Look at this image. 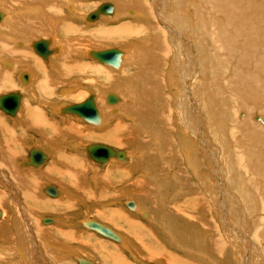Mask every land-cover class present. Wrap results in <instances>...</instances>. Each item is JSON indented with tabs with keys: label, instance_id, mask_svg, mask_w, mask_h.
<instances>
[{
	"label": "bare ground",
	"instance_id": "6f19581e",
	"mask_svg": "<svg viewBox=\"0 0 264 264\" xmlns=\"http://www.w3.org/2000/svg\"><path fill=\"white\" fill-rule=\"evenodd\" d=\"M38 1L41 5H45L48 2V0ZM86 1L91 2L96 0ZM136 1L137 2H134L136 3L134 7L138 10L140 9L141 11L146 12V10L150 9V4L149 2L146 3V0ZM59 2L62 4L64 1ZM96 2H100L99 5L102 3H111L113 7L115 5L113 14L115 13L116 9H120L119 6H116V4H113L112 2L102 0ZM190 4L194 6L195 13L199 12L201 7L200 4H203L204 6L202 7L203 13L200 12L201 14H199V18L195 19L193 22H189L184 16V12L189 13L188 5ZM130 5L131 4L129 0H126L124 2V10H121V15H123V13H126V8ZM154 5L156 10L161 9L162 18L169 24V27L167 29V37L162 36L160 39L157 38L155 36L156 27L148 22L144 14L136 13L132 9L127 11V13L125 14L129 16V26H119V23H117V25L115 26V32H110L109 34H105L104 36L106 40H109L110 38L113 39L111 40L112 42L114 41L113 44L122 43L132 45L134 46L135 50H138L141 58L143 59L141 63L138 62L139 64L137 65V67H139V65L141 64V66L139 67V75L134 74V76L125 77L128 81L119 82L118 76L124 77L123 75H120L124 71V69L127 68L126 66H124L125 53L123 49H118L122 52L120 65L118 66L119 68H114L110 65L100 63L90 58L87 53L88 57L91 60L96 61L103 66L117 69L115 71H112L110 69V72H107L106 69V74L104 72L98 73H104L103 76H112L114 78V82L112 84L107 85L105 82L103 83L106 84L102 87L103 91L111 90L109 94H106L107 92L103 94V102L106 103V98L108 97V95H113L112 97L117 99V101H115L114 103H110V105L117 104L116 106H109V108H107V111L114 113L113 118L110 119L111 121L113 119L112 124L114 126V130L111 133L107 134V136H105L109 139L110 142L118 145L120 142H123V140L122 138H119L117 133L115 132H126L128 133L129 142H153L159 153L165 146H167L171 142L174 144L173 148L175 151H173V153L171 151L170 154H172L171 158L174 161L176 167L178 166L179 160H182L186 161L188 167L193 171L192 173H190L187 170L188 173H186L184 168L176 169L173 171V169L169 167L162 172L163 179H170V182H166L167 185L172 188V192L170 190L169 193L170 200L168 199L169 196H165V191L161 189L160 186H158L159 182L155 181L156 178L154 177L147 178L152 179V182L150 183L143 179H140L144 184V189L141 191L144 192H140L138 190L139 193H137L135 191L137 189L134 190L136 192V194H134V197L138 198L140 193H142L143 201L145 199L149 201V191L146 190L149 189V186L150 188L152 185H155V187L158 186L156 189L158 191L156 193V196L159 202V206L164 204L165 201H171V199L173 198L179 199L180 197H182L186 200V202L180 204L181 206L178 205V203L174 204L176 202L175 201L172 205H170V209L168 208V210H164L162 207V213L169 215L172 221L176 222L177 225H197V227L202 230L200 239H202L204 242L207 241L205 242L206 247L202 249L197 248L196 251L191 250L189 247V241H191L192 236L185 233L182 234V237L179 238L177 242L173 243L174 236L173 231L171 230L172 226L168 228L172 232L173 237L171 239V246H173L174 244V248L179 252H182L180 248L185 249L186 253H188L187 255L189 256H191L192 253H195L193 260L197 263H199L198 260L202 261V263L199 264H204V262H208V264H224L226 260L228 262V246L230 250H232V256L236 258L237 264H261V256L259 254L257 245L264 243V119L255 115V119H258V121L261 122L260 125L259 123L254 124L249 117L240 119L239 116L238 119L237 115H240L241 110L243 109L245 111L242 112H247V116H250L254 111H262V113L264 114V0H167L166 3H163L162 0H156L154 1ZM64 7H66V10L69 12L73 11L71 8V2H67ZM97 7L93 11H95ZM0 13L2 14L0 23H2L5 14L1 10ZM88 15H86V18ZM134 15H136L135 18L132 17ZM101 16L105 15H100L99 18L93 22L87 21V19L85 18V22L95 23L100 19ZM130 24L136 28L130 27ZM144 33L147 38L143 35ZM189 36H191L192 39ZM132 38H134L133 41ZM38 41H46L48 43L49 50V41L38 39L32 42V44ZM191 41L192 43L194 42V50L196 53L192 50V48H189ZM32 44L30 46V48L32 49L30 52L31 59L33 60H36L33 58L35 54L36 56L40 57L45 63H48L49 57L58 53V49L52 50L48 54L47 58L43 59L34 51V49L32 48ZM170 49L175 54V56H183V60L181 61L176 58L178 65L176 69L177 76L171 74L168 71H165L164 74L161 75L162 79L159 82L156 77L157 67L160 66L161 60L164 56L167 57L168 61L171 60L172 57H169ZM96 51H103V49ZM1 58L2 54L0 52V59ZM132 58L133 57L127 58L126 62L131 61V63L134 64L138 61H133ZM11 63V61L7 62L5 66L11 67L13 66V64H15V62H13L12 64ZM185 68L186 71H183ZM4 69L0 71V84L2 75L4 76L6 81H8L7 78H9L7 75H10L8 69L6 68L9 74ZM66 69L69 70V68ZM71 70L73 69H70V71ZM74 70L77 72L78 77H82V70H79L77 68H75ZM131 71L129 72L131 73ZM28 74L29 72L27 67L22 70L21 74H19L22 87H25V85L29 82ZM22 75L26 76L25 80L22 79ZM186 76L187 80L188 77L192 78L190 85L193 89L191 92H189L188 90H184L187 89V85H183L182 79H184ZM198 79L201 80L200 83L197 82ZM134 80L141 83V95L139 99L141 100L144 98V101H146L147 98H150L152 101L154 100V102H151L149 100L150 103H147L148 100L146 101L147 105L154 103L153 108L151 107L152 105H150L149 110H147L148 107L144 108V110L142 108L140 109L145 112L148 111V115L154 114L153 117L155 116V118L157 115V120L160 122V125L159 128L156 129V131L151 127L145 126V124L142 123L148 121L147 119L150 116L146 119H142V115V120H140V117L135 115V113L139 111H134L135 113L130 112L132 110L131 107L130 111L126 110L125 107L128 105H125L124 103V108L122 110L121 106H119L120 104L123 105L122 99L124 98L122 96L125 94V90H127L126 95L132 98V86H125V83L126 85H128L127 82L129 83ZM149 81H155L156 85L158 84L165 88H168L173 93L172 96L174 99L172 104L175 108V111H179L170 112V114L176 113L177 116V122L173 124L174 130L172 128L173 125L169 126L171 116L169 115L167 118L163 112L159 111V108L164 107L165 104H167V100H165L164 102L162 101V94H159L162 92H157L155 90H153L154 92L151 91L152 87L148 84ZM176 84L179 85V88L182 91L181 94L180 92H177L178 87ZM114 87L117 90L119 88V92H122L123 95H121V93L114 92L112 90V88ZM174 87L176 88L175 90ZM191 87H189L188 89H190ZM47 89L50 90V87H48ZM15 92L21 95V104V100L23 97L21 91H10L3 94ZM168 93L170 94V92ZM89 95H92L95 100V95L91 91L89 92ZM178 95H180L179 98ZM135 99L137 100V98ZM201 100L204 101L203 109L201 108ZM128 101L129 100H127V102ZM144 104H142V106ZM68 105H74V103ZM65 106H62L61 108ZM258 107L260 108V110ZM136 109L138 108L136 107ZM133 114L134 118L132 117ZM138 114L139 113H137V115ZM7 116L11 117L9 115ZM71 116L76 117L74 115ZM252 117L253 116H251V118ZM126 120L130 124L133 123V132L142 130L148 137H145V139L144 137L131 135V132L129 130L130 126L128 123H126ZM140 121L142 124H140ZM100 122L101 121H99V123L95 126L100 125ZM209 127L214 129V131L212 130V134H215L218 138V143H216L217 146L214 145V142L212 140H209V138H211L209 137L211 133L210 130L208 131ZM229 130L230 132L231 130L234 132L232 133L233 140H235L234 146L233 143L226 141V139L231 138L228 136ZM171 136H178V138L174 139L175 137L173 138ZM94 144L96 145L101 143ZM194 144H197L202 152L194 153ZM104 146L111 148L117 152H122L124 154V159L120 161L115 158H109L104 164H99L91 159L90 155L88 154L90 159L96 164L104 166L108 161H110V159H114L122 163H128L129 161H131L130 155L126 152V150H117V148H113L108 145ZM138 155L140 157V151L138 152ZM177 156L179 157V160H175ZM217 161L218 164H216ZM226 161L227 164L224 165V162ZM230 164L231 167H229ZM197 165L201 168L200 170L203 174V181L206 185L204 183H200L197 184L196 187H193L191 186V181L194 180L196 183H198L197 179L194 176ZM123 171L126 174H131V172L128 170L123 169L121 172ZM130 176H132V174ZM226 176L233 180V186L236 191L228 190L229 187L226 188L224 186L225 184L223 183V181L225 178H227ZM161 180L162 179H160V181ZM173 180L175 183H173L171 186L170 184ZM110 184H112V181ZM129 184H131V182ZM134 187L135 185L132 184L133 189ZM202 188L205 189L203 191V194H201L200 192ZM139 205H141V202H139ZM246 210L248 212H246ZM112 212H110V215ZM0 213L1 219L3 217L1 210ZM134 213H140L141 217L144 218L147 222H152L150 213L149 217H147L148 215L140 210ZM45 218L48 217L42 218V225L50 224L52 222L51 220L50 223H44L43 220ZM157 220L158 219H156L155 221L157 222ZM89 221L96 222L94 220ZM22 222L25 231L29 232V224L24 220H22ZM17 224L19 225L20 223L17 222ZM155 224L157 225V223ZM20 226H22V224ZM104 227L114 232L111 228L107 226ZM85 228L97 233L98 235L106 239L113 241L112 239L101 235L94 229H89L87 227ZM18 229L20 230V228ZM182 230L183 228L180 229V231ZM184 230L188 231L186 230V228ZM20 232L22 233V231ZM15 240L16 244H12V246L20 244L18 238H15ZM120 241L121 238L119 237V241L113 242L120 243ZM255 241L257 243H255ZM183 255L185 256V254ZM255 257H257V260H255ZM170 258L176 264L182 263L181 261L176 259V257L173 258L172 256H170ZM170 258L168 255V263H170ZM230 258L231 257H229V261L232 260ZM17 259L19 261H22V263L29 262L32 264L31 260L29 261V256H27L26 251H23V253ZM76 262L77 264H95L82 257L76 258ZM162 262L163 260L160 261L161 264ZM7 264L10 263L8 262Z\"/></svg>",
	"mask_w": 264,
	"mask_h": 264
},
{
	"label": "crops",
	"instance_id": "0c3cea01",
	"mask_svg": "<svg viewBox=\"0 0 264 264\" xmlns=\"http://www.w3.org/2000/svg\"><path fill=\"white\" fill-rule=\"evenodd\" d=\"M59 1L64 2L61 4ZM109 1L114 4V1ZM67 2H71L72 4V13L68 12L66 7H64ZM83 2H86L87 6L89 3L98 5L100 3L85 0H48L45 5H41L38 0H0V10L5 14L2 23H0V52L2 54L0 69L5 68L4 70H6V68H9L5 66L6 63L14 61L15 64L13 66L15 68H20L22 71L27 67L29 72V82L26 84L27 86L25 85V89L21 91L23 97L16 116L9 118L0 112L2 114V118H0V179L2 181L0 182V191L4 192L3 188L10 191L11 188L13 191L12 194L22 195L23 200L21 202L24 203L27 209H34L33 204L40 203L42 208L37 211L38 215H41L39 218L40 224H42L43 217H48L52 220L50 224L44 225L48 230L52 231L65 227L64 234H67L65 235L66 241H62V244H64V247L73 244V247L79 251V253L74 254V251L70 249L71 254L69 252L66 255V257L71 255L75 264H77L76 258L80 257L86 258L95 264H158L164 260V253H161L163 251V245L161 242H155L157 239V230L154 229V226H159L155 224V220L159 217V213L155 207L158 204H154L151 199L149 201L146 199L143 201L142 193H140L137 199L130 194L131 191L138 188V180L136 182L135 180H130V173L126 174L124 171H121L125 169L131 172L130 165L127 166L131 161L122 163L110 159L107 164L100 166L93 162L86 152L92 162H87L91 172L83 171V166L85 165L82 161V157L84 156L81 149L85 150V147L91 143H87L84 146L82 144L77 145L75 143L76 139L72 138L67 141L66 133L71 131L75 136L82 138V130L84 128L74 125L71 121L68 125L61 127V123L59 121H53L49 114L54 113L55 115L70 118L66 116L71 115L63 114L60 111L61 107L67 104H53L55 102L52 99L54 93L59 91V89L68 87L69 80H71V84L76 81L81 82L80 80H82L81 78L83 76H87L91 72L99 73L102 72L100 70H103L101 69L102 67L99 68L96 66L97 64L83 60L86 59L89 61L88 51H96L92 49L93 42L89 41L88 44H84L85 46L81 48V52L79 49L74 48L77 46L76 42L80 40V35L84 34V36H87L88 33L92 32L94 35L97 32V35L104 37L105 34L115 32V26L114 28H110L107 24L109 21L111 23L115 19L116 10L111 18L101 16L98 21L88 23L89 26H86V29H88L87 27L91 28V26L94 27L97 24L96 30L87 32L85 28L83 29L81 26L84 22V17L86 18V15L96 8L88 9L84 6ZM69 20H78L80 22L70 23ZM34 38L36 40L43 39L49 41V51L58 49L57 54L49 57L48 63H45L35 54L33 58L36 60L31 59L30 51L32 49L30 46L35 41ZM103 39L101 38V42ZM106 41L112 44L114 43V41ZM74 49L77 51H74ZM62 68H69V70L77 68L83 71V75L82 77H78V75L74 77L72 71L70 76L68 73L65 75L64 69ZM104 73L106 74V72ZM104 78V82L107 85L114 82L112 76L107 77L105 75ZM19 82L21 85L20 75ZM8 83L9 81H6L2 75L0 84L1 91L4 88L3 85ZM48 87H50V90L47 89ZM70 88L75 89V85ZM64 91L70 92L71 90ZM64 91L62 94L65 97L64 100H66L69 96H66L67 94ZM3 93L0 92V95ZM79 97L76 93L70 96V98ZM94 101L101 121L100 125L95 126L86 121H82L85 124L94 126L93 128L99 131L96 136L101 139L114 129L113 124L107 123L106 114L109 112L107 111L109 106H116L117 104H108L106 98L107 105L105 106L103 96L100 99H96L95 97ZM113 116L114 113H112V118ZM9 126H11L10 133L7 131V127ZM13 128H16V135L14 134ZM100 129L106 130L107 133ZM94 143H101L119 150L122 149L118 148L112 142L97 141ZM32 147L44 152L47 159L38 168L22 167L21 163L27 159ZM85 159L87 161V157ZM17 162L18 164L16 165ZM115 163H121L118 165L121 166V169L116 168ZM6 171L7 174L5 175ZM84 172H87L88 178L84 177ZM9 174L12 179H7L6 181L5 177L10 178L8 177ZM147 178L146 173H144V176L140 175V179L146 181L148 180ZM111 181L112 184H110ZM130 182L131 184H129ZM132 184L135 185L134 189L132 188ZM48 185L56 187L58 191V194L53 198L43 193V189ZM0 194V198L6 200V196L3 193ZM1 199L0 203L2 202ZM128 202L133 203L132 208L127 207ZM139 202H141V205H139ZM166 202H169L170 205L174 203L172 201H165L162 204L164 210L170 209V205H167ZM34 210H31V212H34ZM139 210L147 214V217H149L150 213L152 222H147L141 217L140 213H134ZM110 212H112L111 215ZM21 218L29 224L25 220L23 213ZM89 220H96V222L111 228L113 231L115 230L114 232L121 238L120 243H115L86 229L84 223ZM159 220L162 223L164 221L163 218H159ZM167 226H172L173 243L177 242L181 238L180 234L182 233L177 223L171 221L164 224L162 228L165 229ZM25 232L28 234L26 238L24 234L15 235V238H18L21 244L18 247L19 253L21 255L23 251H26L28 256L29 252H32V249H34L35 252L39 253V256L37 253L35 255L34 264H40L41 245H38V240L33 235L34 229L32 230L31 224H29V232ZM78 233L84 235L85 238L82 241H74L73 238ZM38 236H40V232ZM89 237H93V239L89 240ZM27 240L29 248H24L23 244ZM161 240L162 242L166 241L170 243V246H168L172 248L171 256L173 258L180 257L178 254L179 251L174 248V244L171 246L170 234L167 233ZM154 244L156 245L155 247ZM2 245L0 248L5 247V244ZM56 247L60 250L66 249L64 247ZM158 247H162L160 248L161 251H156ZM128 251L135 258L130 259L127 255ZM32 258L30 259L34 262ZM8 260H11V258ZM14 264L30 263L15 262Z\"/></svg>",
	"mask_w": 264,
	"mask_h": 264
},
{
	"label": "rangeland",
	"instance_id": "374dc122",
	"mask_svg": "<svg viewBox=\"0 0 264 264\" xmlns=\"http://www.w3.org/2000/svg\"><path fill=\"white\" fill-rule=\"evenodd\" d=\"M77 1V0H76ZM86 1V0H85ZM108 2H111V1H109V0H107ZM112 1H114V3L116 4V6H119L120 7V9H116V16H115V19H113L112 20V22L110 23V21H109V23L107 24L108 25V27H110V28H114V26H116L117 25V23H119V26H129V23H130V19H129V16H127V15H125L126 13H127V11H129V10H134L136 13H142V14H144L145 16H146V19L148 20V22L150 23V24H153V26L154 27H156L155 28V36L157 37V38H161L162 36H166L167 37V29H168V27H169V24L162 18V14H161V9H159V10H156V8H155V5H154V1H156V0H146V3H148L149 2V4H150V9L149 10H146V12L145 11H141L140 9L138 10L137 8H135L134 6L136 5V3H134V2H137L136 0H129L130 1V6L129 7H127L126 8V13H123V15H121V10H124V8H123V4H124V2L126 1V0H112ZM166 1L167 0H162V2L163 3H166ZM81 2V1H80ZM79 4H81V3H79ZM83 4H84V6L85 7H87L88 9L89 8H92V9H94V7H97V5L98 4H92V3H89V5L87 6V3L86 2H83ZM69 5V4H68ZM92 5H94V6H92ZM201 5V7H200V10H199V12L198 13H195L194 12V6H192L191 4L190 5H188V10H189V13H187V12H184V16H185V18H186V20H188L189 22H193L195 19H198L199 18V14H201V13H203L202 11H203V8L202 7H204L203 6V4H200ZM62 12V11H61ZM69 12V11H68ZM67 12V13H68ZM201 12V13H200ZM135 16L136 15H134V16H132V17H134L135 18ZM86 21V19H85V17H84V22H83V24H82V28L84 29H86V26H89V24L88 23H86L85 22ZM69 22L71 23V22H73V23H75V22H80V21H78V20H69ZM100 22V21H99ZM85 23V24H84ZM100 24H102V23H100ZM99 24V25H100ZM85 25V27H83ZM94 25V24H93ZM96 25L97 24H95L94 25V27L93 26H91V28L90 27H87L88 29H86V31L87 32H91V31H94V30H96L97 28H96ZM164 25V26H163ZM98 26V25H97ZM130 27H134V26H132L131 24H130ZM134 28H136V27H134ZM84 32H85V30H84ZM93 33V32H92ZM92 33H88L87 34V36H84V34H82V35H80V40H78L76 43H77V46L76 47H74V48H77V49H79V51L81 52L82 50H81V48H83L85 45L84 44H88V42L89 41H91V42H93V44H92V49L93 50H99V49H103V48H105V49H107L108 47L109 48H117V49H123V51H124V53H125V59H124V66H126L127 68H125L124 69V71L121 73V75L120 76H124V77H119L118 76V79H119V82H126V81H128L125 77H131V76H134V74L135 75H139L140 74V66H141V64L139 65V67H137V65L139 64L138 62H140L141 63V61L143 60L142 58H141V55L139 54V52H138V50H135V48H134V46H132V45H127V44H112V43H110V42H107L106 41V38L105 37H101L102 35H97V32L93 35ZM145 37H146V35H145V33L143 34ZM182 36H185V35H182ZM189 37H191V36H189ZM101 38H104L103 40H102V42H101ZM112 38H114V37H112ZM147 38V37H146ZM186 39V38H185ZM191 39H192V37H191ZM34 40H36L35 38H34ZM110 41L111 40H113V39H109ZM134 40V38H132V41ZM194 43V42H193ZM192 43V41H191V43H190V45H189V48H192V50L195 52V50H194V44ZM113 45V46H112ZM210 48V47H209ZM74 51H77V50H75L74 49ZM136 51V52H135ZM196 53V52H195ZM134 55V56H133ZM138 56V57H136V56ZM140 55V56H139ZM130 57H133L132 58V60L133 61H136V60H138L136 63H131V61H128V62H126V60H127V58H130ZM169 57H172L171 58V60L170 61H168V59H167V57L166 56H164L163 58H162V60H161V63H160V66L159 67H157V75H156V77H157V79H158V81L160 82L161 81V75H163L164 74V72L165 71H168V72H170L171 74H174V75H176L177 76V71H176V69H177V67H178V65H177V60H176V58L178 59V60H183V56H175V54L172 52V50L170 49V53H169ZM88 58V57H87ZM89 59V58H88ZM7 60V59H6ZM84 61H86V62H91V63H95V64H97L96 66H98L99 68H101V69H103V70H100V71H102V72H105L106 71V69H107V72H110V69L113 71H115V70H117V69H113V68H111V67H106V66H103V65H101V64H99L98 62H96V61H90L91 59H89V61L88 60H86V59H83ZM12 63L14 62V61H11ZM11 63V64H12ZM67 63V62H66ZM150 64H151V61H150ZM14 65V64H13ZM129 66V67H128ZM133 66V67H132ZM135 67V68H134ZM10 68H12V69H10ZM119 68V67H118ZM129 68V69H128ZM138 68H139V70H138ZM8 69V72L10 73V75H7L9 78H7L8 79V81H9V83L8 84H6V85H3L4 86V88H3V90L1 91L2 93L3 92H6V91H23L24 89H25V87H21V85H20V82H19V74L22 72L21 71V69L20 68H15V66H12V67H9V68H7ZM62 69H64V68H62ZM135 69V70H134ZM2 69H0V71H1ZM126 70V71H125ZM132 70V71H131ZM6 72H7V70H5ZM72 71V75L74 76V77H76L78 74H77V72L73 69V70H71ZM71 71L70 70H68V69H64V74L66 75L67 73H68V75L71 73ZM129 71H131V73H133V74H131ZM183 71H186V68L183 70ZM7 72V73H8ZM12 72V73H11ZM8 73V74H9ZM128 73V74H127ZM131 74V75H130ZM11 75H12V77H11ZM104 73H100V74H98V73H94V72H92V74H88L87 76H83L81 79L82 80H80L81 82H75V83H70L71 82V80H69V82H68V87H66L65 89L64 88H62L61 90L59 89V91H56L55 93H54V95H53V97H52V99H54V103L53 104H55V103H59V104H63V103H65V104H72V103H77V102H79V103H81L82 102V100L84 101L85 100V98L87 99V97L89 96V92L91 91L94 95H95V97H96V99H100L102 96H103V94H105V92H107L106 94H109V92L111 91H103L102 90V87L103 86H105L106 84H103L104 83V81H105V78H104ZM130 75V76H129ZM12 78V79H11ZM192 78H190V77H188V80H187V76L184 78V79H182V82H183V85H187V89H184V90H188L189 92H191L192 91V87H191V80ZM190 80V81H189ZM199 80V81H198ZM197 80V82L198 83H200V79H198ZM189 81V82H188ZM129 83H131V84H129ZM127 82V84L128 85H126V83H125V86H132V98H130L129 96H127L126 95V93H127V90H125V94L123 95L122 94V92H119V88H118V90L117 89H115V87L114 88H112V90L114 91V92H118V93H121V95H123L122 97L124 98V99H122V104L124 103L125 105H128V106H126L125 107V109L126 110H128V111H130V107H131V111L130 112H137V111H139V112H137V113H139L138 115H137V113H135V115L136 116H139L140 117V120H142L143 118H148L149 116V118L147 119L148 121H145V122H142L143 124H145V126H147V127H151L153 130H155L156 131V129H158L159 128V125H160V122L157 120V115H156V118H155V116L153 117V115L154 114H152V115H148L147 114V112H145V111H142V109L144 110V108H146V107H148V109L147 110H149V108H150V105H152L151 107L153 108V104H148L147 105V103H150V101L151 102H154V100L152 101L150 98L148 99L147 98V103H146V101H144V98L143 99H139L140 98V90H141V83L139 82V81H132V82ZM155 83V84H154ZM177 83V82H176ZM185 83V84H184ZM133 84V85H132ZM134 84H135V86H134ZM148 84L152 87L151 88V91H153V90H155V91H157V92H162V93H159V94H162L161 96V98H163L162 99V101L164 102L165 100H167V104H165V106L164 107H161V108H159V111H161V112H163L164 113V115L168 118V116L170 115L171 117H170V123H169V126H172L174 123H176L177 122V120H176V113H173V114H170V112H179V111H175V108H174V106H173V93L170 91V89H168V88H165V87H163V86H161V85H156V82L154 81H149L148 82ZM170 84H172V83H170ZM73 85H75V89H73V88H70L71 86H73ZM177 85V92H180V94H181V90H180V88H179V85L178 84H176ZM171 87V86H170ZM173 87V86H172ZM189 87H191L190 89H188ZM139 88V89H138ZM162 88H164V89H162ZM115 89V90H114ZM176 88L174 87V90H175ZM64 90H71L70 92L69 91H67V92H65ZM164 90V91H163ZM63 91L67 94L66 96H69L68 98H66V100H64L65 99V97L63 96ZM154 92V91H153ZM168 92H170V94L168 93ZM78 94L80 97L79 98H70V96L71 95H74V94ZM167 93V94H166ZM169 94V95H168ZM177 94H179V93H177ZM165 95V96H164ZM179 96L180 95H178V98H179ZM168 97V98H167ZM135 98H137V100L135 99ZM146 99V98H145ZM127 100H129L128 102H127ZM138 100H140V101H138ZM150 100V101H149ZM58 101V102H57ZM81 101V102H80ZM138 101V102H137ZM128 104H127V103ZM133 102V103H132ZM162 102V103H163ZM204 101L203 100H201V108L203 109L204 108V103H203ZM136 103V104H135ZM144 103H146V104H144ZM160 103V102H159ZM52 104V105H53ZM124 104L123 105H119V106H121V110L124 108ZM139 104V105H138ZM142 104H144L143 106H142ZM187 104H188V102H187ZM107 104L105 103V106H106ZM129 105H131V106H129ZM147 105V106H146ZM103 107V106H102ZM136 107L138 108V109H136ZM247 107V106H246ZM140 108H142V109H140ZM249 108H251V107H249ZM259 108V107H258ZM103 109V108H102ZM104 110V109H103ZM248 110V109H247ZM259 110H260V108H259ZM242 111H245L244 109L243 110H241V114L240 115H237L238 116V119H239V116H240V119H242V118H246V117H249L250 119H251V121L254 123V124H260L261 125V122L260 121H258V119H255V115L256 116H258V117H262L263 119H264V114L262 113V111H254V112H252L251 113V115L250 116H247V112L245 113V112H242ZM1 112V111H0ZM141 112V113H140ZM2 113V112H1ZM0 113V118H2V114H4V113H2L1 114ZM145 115H144V114ZM50 114V116H51V118H52V120L53 121H59L60 123H61V127L62 126H66V125H68L69 123H70V121L74 124V125H76V126H78V127H81V128H84L83 130H82V138H79V137H77V136H75L71 131H69V132H67L66 133V138H67V141L69 140V139H76L75 140V143L78 145V144H82L83 146L84 145H86L87 143H91V144H94V142H97V141H101V142H110L108 139H107V137H103V138H101V139H99L96 135L98 134V132L99 131H97V130H95L93 127L94 126H91V125H89V124H85L82 120L81 121H79L80 119H78V118H74V117H72V116H66V117H70V118H65V117H63V116H59V115H55L54 113H49ZM5 115V114H4ZM61 115V114H60ZM143 115V117H142V119H141V116ZM260 115V116H259ZM106 116H107V123L108 124H112V121H113V119H112V121L110 120V118H112V113H110V112H108L107 114H106ZM251 116H253L252 118H251ZM132 117L134 118V114L132 115ZM10 118V117H9ZM67 119V120H66ZM136 119V118H135ZM78 120V121H77ZM122 120H125V119H122ZM150 120H151V122H150ZM257 120V121H256ZM65 121H67V122H65ZM154 121V122H153ZM126 123H128L129 124V126H130V128H129V130H130V132H131V135H135V136H140V137H148L146 134H145V132H143L142 130L141 131H138V132H133V129H132V125H133V123L132 124H130L127 120H126ZM141 123V121H140V124H142ZM147 123V124H146ZM159 123V124H158ZM64 124V125H63ZM9 125V124H8ZM87 127H89V128H87ZM146 128V127H145ZM172 128H173V130H174V125L172 126ZM13 130H14V134L16 135V128L14 129L13 128ZM100 130H103V129H100ZM114 129H112V131H113ZM211 131V133H210V136L209 137H211V138H209V140H212L213 142H214V145L215 146H217V144L216 143H218V138L216 137V135L214 134H212V132L214 131V129H212L211 127H209V129H208V131ZM213 130V131H212ZM7 131H8V133H10L11 132V126H9V127H7ZM105 133H107V131L106 130H103ZM115 133H117V135H118V137L119 138H122V140H123V142H120L118 145L117 144H115V145H117V147L118 148H122V149H120V150H123V149H125L126 150V152H128V154L130 155V159H131V162L127 165V166H129L130 165V168L132 169V171H131V174H132V176H130L131 177V180H137V179H139L138 181V190L140 191V192H144V191H141V190H143L144 188V184H143V181H141L140 180V175L141 176H144V173H146V175H147V177L148 178H152V177H154V178H156L155 179V181H157V182H159V185L158 186H160L161 187V189H163L164 191H165V196L167 197V196H169V193H170V190L172 189L169 185H167V183L166 182H170V179L169 178H167V179H163V174H162V172L163 171H165L166 169H168L169 167H171V169H173V171L174 170H176V169H181V168H184V170H185V172L186 173H188V172H190V173H192L193 171L188 167V165H187V162L186 161H182V160H179V157L177 156L176 158H175V160H179V163H178V166L176 167V165H175V163H174V161L172 160V154H170V152L172 151V153H173V151H175L174 150V148H173V146H174V144L173 143H169L167 146H165L161 151H160V153L158 152V150H157V148L155 147V145H154V143L153 142H150V143H148V142H129V138H128V133H126V132H122V133H120V132H115ZM114 133V134H115ZM232 133H234L232 130H231V132H230V130H229V132H228V136L229 137H231V138H228V139H226V141H229V142H231V143H233V146H234V144H235V140H233V135H232ZM127 134V135H126ZM264 134V133H263ZM116 135V134H115ZM124 135V136H123ZM208 135H209V132H208ZM214 136H215V138H214ZM14 137H16V136H14ZM171 137H175L174 139H177L178 138V136H171ZM188 137H189V135H188ZM213 137V138H212ZM224 137V136H223ZM146 139V138H145ZM225 139V138H224ZM234 141V142H233ZM125 146V147H124ZM178 149V148H177ZM82 151H83V156L84 157H82V161H83V163H84V165L85 166H83V171H90L91 172V170H90V168H89V165H88V163H92L91 161H90V159L88 158V156H87V153H86V151L84 150V149H81ZM118 150V149H117ZM140 151V157H139V155H138V152ZM198 152H202V150L200 149V147L197 145V144H194V153H198ZM137 153V154H136ZM85 157H87V161H86V159H85ZM19 162V161H18ZM18 162L16 163V165L18 164ZM88 162V163H87ZM220 162V161H219ZM121 163H115L114 165H116L117 167L116 168H121V166H118V165H120ZM216 164H218V161H217V163ZM227 164V161L226 162H224V165H226ZM232 164V163H231ZM231 164L229 165V167H231ZM125 168H127V167H125ZM201 168L197 165L196 166V171H195V173H194V176H195V178L197 179V181H198V183H196L193 179V181H191V186H197V184H200V183H204L205 184V182L203 181V174L201 173V170H200ZM134 170V171H133ZM187 170H188V172H187ZM135 172H137V173H135ZM85 173V178H88V176H87V172H84ZM89 173V172H88ZM7 174V171L5 172V175ZM130 174V175H131ZM158 174V175H157ZM159 175H160V177H159ZM158 176V177H157ZM228 176H230V175H228ZM8 177H10V178H7V177H5L6 179V181H7V179H9V180H11L12 178H11V176H10V174H9V176ZM177 177V176H176ZM227 177V176H226ZM145 178V177H144ZM162 179L161 181H160V179ZM185 178H186V176H185ZM184 178V179H185ZM152 179H148V180H146L147 182H152L151 181ZM167 180V181H166ZM181 180H183V179H181ZM0 182H2L1 181V179H0ZM164 183V184H163ZM173 183H175L174 182V180L172 181V183L170 184L171 186H172V184ZM223 183L225 184L224 186L227 188V187H229V189L228 190H231V191H234L235 190V188H234V186H233V180L231 179V178H229V177H227V178H225L224 179V181H223ZM162 184V185H161ZM166 185V186H165ZM206 185V184H205ZM227 185V186H226ZM153 186V187H152ZM151 186V188H150V186L148 187L149 189H147L146 191H149V197L151 198V200H152V202L154 203V204H158L156 207H155V209H156V211L159 213V217L157 218L158 220H157V222L155 221V223H157V225H159V226H154V229L155 230H157V232H158V234H159V236H158V234H157V232H156V236H157V239H156V241L155 242H157V243H162V245H163V251H161L160 250V248L161 247H158V249L156 250V251H161V253H164V260H163V264H176V263H174L173 262V260L170 258V256H171V251H172V248L171 247H169L168 245L170 244V243H168V242H166V241H163L162 242V238H164L165 237V235L168 233V234H170V242H171V239L173 238L172 237V232L168 229V228H170L169 226L168 227H166L165 229L164 228H162V226L164 225V224H167V223H169V222H171L172 221V219L170 218V216L169 215H166V214H163L162 213V205L161 206H159V202H158V200H157V196H156V193L158 192L156 189H157V187H155V185H152ZM10 188V187H9ZM204 188H206V187H204ZM204 188H202L201 190H200V192H201V194H203V191L205 190ZM138 190H135L136 192H139ZM3 191L4 192H1L0 191V193H3V195H5L4 197H5V199L6 200H2L1 198V200H2V202L0 203V210L3 212V217H2V219H0V224H2V225H0V247L1 246H3L2 244H5V247H3V248H0V264H7L8 262L10 263V264H14L15 262H22V261H19L17 258L20 256V253H19V250H18V247H20V245L21 244H17L16 246H12V244H16V240H15V235L16 234H24L25 235V238L28 236V234L25 232L24 233V231H25V229H24V225H23V222H22V218H21V215H22V213L24 214V216H25V220L26 221H28L29 222V224H31L32 225V230L34 229V234L33 235H35V237H36V239L38 240V245H41V254H40V257H39V260H40V264H75L74 263V260L72 259V257H71V255H69L68 257H66V255H68L69 254V252H70V254H71V251H70V249H72L73 251H74V254H76V253H79V251L78 250H76L74 247H73V244H71V245H69L68 247H64V244H62V241H66V238H65V235H67V234H64V228H62V229H59V228H57V229H55V230H48L47 228H46V226H44V225H42V224H40V222H39V218L41 217V215H38V213H37V211H39V209H41L42 208V205L40 204V203H35V204H33V206L35 207L34 209H27V208H25V205H24V203H22L21 202V200H23V196L22 195H20V194H12L13 193V191H12V189L10 188V191H8L6 188H3ZM135 191H131L130 192V194L134 197V194H136V192ZM236 191V190H235ZM171 192H172V190H171ZM168 193V194H167ZM1 195V194H0ZM38 195H39V193H38ZM3 198V197H2ZM136 199H137V197H135ZM149 198V199H150ZM186 198V197H185ZM168 199L170 200V196L168 197ZM180 199V200H179ZM177 198V199H171V201L172 202H175L174 204H177L178 203V205H180V204H182V203H184V202H186V200L184 199V198H182V197H180V198ZM139 200V199H138ZM174 200V201H173ZM7 201V202H6ZM179 201V202H178ZM206 201V200H205ZM208 202V201H207ZM206 202V203H207ZM47 204V203H46ZM166 204L167 205H170V203L169 202H166ZM181 206V205H180ZM235 207V206H234ZM31 210H34V212H31ZM246 212H248L247 210H246ZM16 216V217H15ZM15 217V218H14ZM19 218H21V219H19ZM159 218H163L164 219V221H163V223H161V221L159 220ZM16 219V220H15ZM18 220V221H17ZM16 223H15V222ZM96 221V220H95ZM17 222H19L20 224L18 225L17 224ZM154 222V221H153ZM22 224V226H20ZM180 226L181 225H178V227L180 228ZM189 227V228H188ZM18 228H20V230L18 229ZM183 228V232L180 234L181 235V237H182V234L183 233H185V234H188V235H191L192 236V238H191V241H189V247H190V249L191 250H194V251H196L197 250V248H199V249H202V248H205L206 247V243L205 242H207V241H203L202 239H200L201 237H200V235H202V230L199 228V227H197V225H195V224H193V225H187V226H181V228L180 229H182ZM186 228V230H188V231H185L184 229ZM197 228V229H196ZM24 230V231H23ZM27 230V229H26ZM20 231H22V233L20 232ZM115 231V230H114ZM163 231V232H162ZM40 232V236H38V233ZM58 232H59V234H58ZM117 232V231H116ZM187 232V233H186ZM190 232H192V233H190ZM120 233V232H119ZM234 233V232H233ZM63 234V235H62ZM164 234V235H163ZM195 236V237H194ZM197 236V237H196ZM161 239H160V238ZM13 238H14V240H13ZM85 237H84V235H82V234H80V233H78V235L76 234L75 235V237L73 238L74 239V241H82L83 239H84ZM194 238V239H193ZM224 238V237H223ZM52 239V240H51ZM89 240L90 239H93V237H89L88 238ZM221 239V238H220ZM195 242H194V241ZM223 240V239H222ZM226 240V239H225ZM193 241V242H192ZM198 242V243H197ZM203 242V243H202ZM79 243H82V242H79ZM255 243H257L256 241H255ZM56 246H58V247H64V248H66L65 250H60L59 248H57ZM156 245L154 244V247H155ZM14 247V248H13ZM23 247L24 248H29V243H28V240H27V242H25L24 244H23ZM257 248H258V250H259V254H260V256H261V260H260V263L261 264H264V243H261V244H258L257 245ZM99 249H101V248H99ZM180 250L182 251V252H179L178 254L180 255V257H176V259H178L179 261H181L182 263H179V264H199V263H202V261H200V260H198V262L199 263H197L196 261H194L193 260V258H194V256H195V253L193 254H191V256H189V255H187L188 253H186V251H185V249H182V248H180ZM101 251L103 252V250L101 249ZM201 251V250H200ZM262 252V253H261ZM32 253V254H31ZM38 254V256H39V253L38 252H35L34 251V249L32 250V252L30 251L29 252V254H28V256L31 258V257H33V259H34V263H35V254ZM104 253H105V251H104ZM183 254H185V256L183 255ZM6 255H8V256H6ZM127 255L130 257V259H133V258H135L129 251L127 252ZM168 255H169V258L171 259L170 260V263H168L169 262V260H168ZM228 262H227V260L225 261V263L224 264H237L236 262V258L234 257V256H232V250H230V248H229V246H228ZM193 257V258H192ZM229 257H231L230 259H232V260H230L229 261ZM11 258V260H8V259H10ZM29 258V261L31 260ZM83 258V257H82ZM189 258V259H188ZM26 259H28V258H26ZM197 259H200V258H197ZM17 260V261H16ZM100 260V259H99ZM167 260V261H166ZM204 260V259H203ZM255 260H257V257H255ZM165 261H166V263H165ZM186 261V262H185ZM31 262H32V264H33V260H31ZM48 262V263H47ZM55 262V263H54ZM191 262V263H190ZM196 262V263H195ZM145 263H147V262H145ZM31 264V263H30ZM147 264H151V263H147ZM158 264H161L160 262L158 263ZM178 264V263H177ZM204 264H208V262H204Z\"/></svg>",
	"mask_w": 264,
	"mask_h": 264
},
{
	"label": "water",
	"instance_id": "95a60500",
	"mask_svg": "<svg viewBox=\"0 0 264 264\" xmlns=\"http://www.w3.org/2000/svg\"><path fill=\"white\" fill-rule=\"evenodd\" d=\"M96 1H100V0H96ZM113 12H114V7L111 3H102L97 7L95 11L91 12L86 19L87 21L93 22L97 20L100 15L111 17L113 15ZM1 17L2 14L0 13V19ZM32 48L43 59H46L48 54L50 53V51L48 50V43L46 41H38L36 43H33ZM88 55L90 56V58L100 63L107 64L114 68H117L120 65L122 52L114 48L103 51H89ZM22 79L25 80L26 76L22 75ZM112 96L113 95H108L107 97V101L109 104L117 101V99ZM20 99H21V95L17 92L6 93L1 95L0 111L11 117L15 116V114L19 109ZM60 111L61 113L64 114L74 115L76 117H79L84 121H86L87 123H91L94 125L98 124L100 121L99 114L95 107L94 98L92 95H89L87 99H85L83 102L74 105H67L61 108ZM86 150L90 155L91 159H93L95 162L99 164H104L109 158H115L120 161L124 159V154L122 152H117L101 144L89 145L86 147ZM46 158L47 156L44 152L39 151L36 148L32 147L29 151L27 159L21 163V166L38 168L45 162ZM43 193L53 197L58 194V191L56 187L52 185H48L43 189ZM127 207L132 208L133 203L128 202ZM43 222L50 223L51 219L45 218ZM84 225L89 229L96 230L101 235L108 237L113 241H119V237L114 232H112L110 229L104 227L101 224L92 221H87L84 223Z\"/></svg>",
	"mask_w": 264,
	"mask_h": 264
},
{
	"label": "flooded vegetation",
	"instance_id": "af4514ba",
	"mask_svg": "<svg viewBox=\"0 0 264 264\" xmlns=\"http://www.w3.org/2000/svg\"><path fill=\"white\" fill-rule=\"evenodd\" d=\"M98 6V5H97Z\"/></svg>",
	"mask_w": 264,
	"mask_h": 264
}]
</instances>
